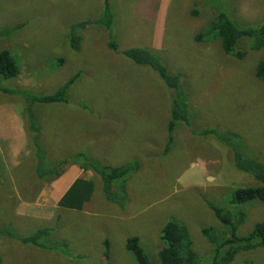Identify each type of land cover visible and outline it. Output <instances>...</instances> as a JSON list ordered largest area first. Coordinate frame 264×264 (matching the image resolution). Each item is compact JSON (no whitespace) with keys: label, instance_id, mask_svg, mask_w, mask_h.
Returning a JSON list of instances; mask_svg holds the SVG:
<instances>
[{"label":"rangeland","instance_id":"1","mask_svg":"<svg viewBox=\"0 0 264 264\" xmlns=\"http://www.w3.org/2000/svg\"><path fill=\"white\" fill-rule=\"evenodd\" d=\"M104 2L0 0V31L15 27L0 36V50L9 51L20 68L17 77L0 75V88L16 92L0 91V106L23 108L24 114L17 92L52 94L77 75L66 102L32 106L34 120L24 119L25 139L16 147L0 139V264H137L125 248L133 237L150 263L159 264L160 230L168 221L187 226L199 264H208L211 247L200 230H222L208 202L229 209L236 188L259 185L235 170L232 151L203 131L233 132L241 151L264 159V82L254 76L264 48L251 51L243 40L237 48L245 55L238 60L225 55L218 36L207 31L216 8L238 26L263 24L264 0H107L111 30L95 23ZM83 21L91 22L73 37L71 25ZM134 47L147 49L179 78L188 103V120L176 123L165 154L173 91L150 66L122 54ZM34 121L48 158L84 152L102 165L136 162L137 171L125 179L127 204L108 202L101 178L79 165H69L53 181L35 177V134L28 128ZM76 178L94 181L92 197L80 211L62 209L58 200ZM241 209L247 218L240 233L264 220L258 202ZM43 228L49 235L38 242L41 247L18 241ZM233 264H264V250L240 252Z\"/></svg>","mask_w":264,"mask_h":264},{"label":"trees","instance_id":"2","mask_svg":"<svg viewBox=\"0 0 264 264\" xmlns=\"http://www.w3.org/2000/svg\"><path fill=\"white\" fill-rule=\"evenodd\" d=\"M214 16L208 26V32H213L220 39L222 52L227 56H232L238 60L243 59L245 52L240 51L237 45L243 41L250 42L249 49L258 51L264 48V23L259 26H238L229 16L227 11L217 9L213 11ZM91 21H83L71 25V35L78 29L88 26ZM105 28L111 30L113 15L107 0L104 2L101 16L95 21ZM13 28H6L0 31V36L7 35ZM201 36L196 37L201 41ZM75 42L73 41V44ZM109 48H114V41L108 42ZM122 54L139 65L150 66L161 78L165 85V90L173 91L171 96V111L168 124L166 123V138L168 144L163 150V154L169 151L168 146L172 141L171 133L177 122L185 123L188 120V103L186 97L181 92L179 78L176 75H170L166 68L159 62L158 58L149 53L147 49L141 47L127 48ZM20 74V68L13 55L7 50H0V75L5 78L17 77ZM254 76L264 82V55L258 61L255 67ZM77 75L65 81L56 92L48 95L36 96L27 95L24 92H17L24 98V119L34 120L32 106L35 104L51 105L66 102V91L75 82ZM1 92L13 93L15 90L0 88ZM25 121V120H24ZM29 124V123H28ZM28 126V125H27ZM28 128L34 132L32 137L35 147L37 162L33 166L35 177L47 181H53L63 176L69 165H79L84 172H92L102 180V193L108 202L125 206L127 204L125 193L126 177L129 173H134L138 169L136 162L120 166L102 165L92 157H88L84 152H77L71 158L54 159L48 158L46 151L41 148V137L37 134L38 128L31 123ZM27 130V127H26ZM203 135H212L221 144L232 151L233 168L239 172L246 173L259 183L257 186H246L236 188L232 194L230 203L232 208L225 209L213 203L207 206L213 212L214 217L220 224L222 230L217 227L202 228L201 235L205 238L211 247V259L208 264H233L236 255L240 252H248L256 249L264 250V220L257 221L246 233H240L239 229L246 222L247 215L242 208L246 204L258 202L264 206V159L255 155L248 154L247 151H241L238 143L239 136L230 131H217L216 129H207ZM236 137V138H235ZM240 139V138H239ZM246 152V153H245ZM78 161H81L78 163ZM121 180V186L115 187V182ZM94 191V181L91 178H76L63 195L58 200V206L62 209L82 210L88 203ZM121 192L120 195L118 192ZM241 207V208H239ZM49 235L47 228L39 229L18 239L21 244L37 245L43 238ZM12 237V236H11ZM160 249L158 251L159 264H199V255L193 248L190 233L187 226L181 221H168L160 230ZM44 241V239H43ZM41 247V245H37ZM104 259L109 260V244L104 241ZM126 250L134 256L137 264H151L144 249L139 244L137 237L130 238L125 244ZM105 264H109L107 261Z\"/></svg>","mask_w":264,"mask_h":264},{"label":"crops","instance_id":"3","mask_svg":"<svg viewBox=\"0 0 264 264\" xmlns=\"http://www.w3.org/2000/svg\"><path fill=\"white\" fill-rule=\"evenodd\" d=\"M23 132H25L23 108H11L3 105L0 106V139L13 140V148H14L16 147L15 142L17 140H21V138L25 139V135ZM5 154L8 156L10 153L8 151L5 152ZM13 155L14 154L12 153L11 156ZM18 165L19 163L16 164L15 167L14 166L11 167L10 169H14ZM70 184L64 189L63 193L67 190Z\"/></svg>","mask_w":264,"mask_h":264}]
</instances>
